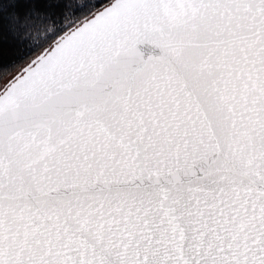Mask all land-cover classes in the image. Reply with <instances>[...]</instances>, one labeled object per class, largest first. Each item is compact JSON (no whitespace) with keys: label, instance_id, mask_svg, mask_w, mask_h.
Returning a JSON list of instances; mask_svg holds the SVG:
<instances>
[{"label":"snow or ice","instance_id":"obj_1","mask_svg":"<svg viewBox=\"0 0 264 264\" xmlns=\"http://www.w3.org/2000/svg\"><path fill=\"white\" fill-rule=\"evenodd\" d=\"M0 264H264V0H0Z\"/></svg>","mask_w":264,"mask_h":264}]
</instances>
